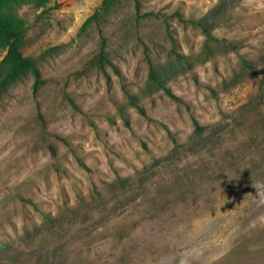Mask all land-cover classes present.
<instances>
[{
    "label": "rangeland",
    "instance_id": "1",
    "mask_svg": "<svg viewBox=\"0 0 264 264\" xmlns=\"http://www.w3.org/2000/svg\"><path fill=\"white\" fill-rule=\"evenodd\" d=\"M102 3L18 10L0 264H264V0Z\"/></svg>",
    "mask_w": 264,
    "mask_h": 264
},
{
    "label": "trees",
    "instance_id": "2",
    "mask_svg": "<svg viewBox=\"0 0 264 264\" xmlns=\"http://www.w3.org/2000/svg\"><path fill=\"white\" fill-rule=\"evenodd\" d=\"M36 8H41L48 4L51 0H0V50L5 51V55L0 61V95L1 93L12 83L24 78L28 74H33L35 76L34 87L38 88L42 85L45 80L40 73L39 67L36 60L29 55H26L23 51V44L26 39L28 24L26 19L18 14V10L25 4L30 3ZM116 0H103L102 6L106 5L108 2L115 3ZM146 15H155L156 13L148 11ZM101 13L97 10L94 14L89 16L82 25V29L88 26L92 21L99 19ZM101 55L105 57V52L102 49ZM151 74L153 80L164 87L159 75H155V69H151ZM169 92V91H168ZM139 107L140 111L144 113L143 107L135 104ZM203 131L198 123L196 124V133ZM171 139L174 142V147L179 145V141L176 137L169 132ZM139 174H136L131 179ZM123 180V177H118L116 181ZM108 185L112 183L107 182ZM96 195H100V191L96 188L94 190ZM80 200L84 203L85 200L80 197Z\"/></svg>",
    "mask_w": 264,
    "mask_h": 264
}]
</instances>
